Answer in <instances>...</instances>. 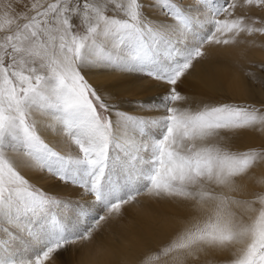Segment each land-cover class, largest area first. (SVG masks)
<instances>
[{
	"label": "snow or ice",
	"instance_id": "1",
	"mask_svg": "<svg viewBox=\"0 0 264 264\" xmlns=\"http://www.w3.org/2000/svg\"><path fill=\"white\" fill-rule=\"evenodd\" d=\"M258 36L264 0H0V264H65L142 197L182 214L132 264H264V100L179 90L243 46V86L264 92ZM242 134L261 142L233 148Z\"/></svg>",
	"mask_w": 264,
	"mask_h": 264
},
{
	"label": "bare ground",
	"instance_id": "2",
	"mask_svg": "<svg viewBox=\"0 0 264 264\" xmlns=\"http://www.w3.org/2000/svg\"><path fill=\"white\" fill-rule=\"evenodd\" d=\"M256 46L248 48L246 52V58L256 61H264V37H256ZM241 50L232 54L233 59L226 55L225 57H215L211 60L202 61L197 63L189 79L195 83L196 92L198 94H204L209 88L213 87L215 81L210 78L211 73H213L217 82H224L228 87H233L236 89L238 95H245L247 92L241 87L242 81L240 78L232 77L233 71H237L234 66L238 61L241 60L240 53ZM234 74V73H233ZM239 75L240 74H234ZM229 79L237 80L236 84L229 83ZM144 87H148V82H142ZM155 91V89H153ZM152 90V91H153ZM139 89H134L129 92L128 95H137ZM152 91H146L143 94L145 97L151 96ZM132 93V94H131ZM198 99V98H197ZM31 179V177H29ZM38 181L33 179V183H38ZM56 193L70 195V197H75V194L69 189L55 188ZM143 202V207L141 209L132 208V214L126 216L127 220L121 221L119 224L112 226L107 229L102 237H98L93 244L80 249L78 253L81 256L78 260L87 262V264H122L127 261V264H132L136 256L142 251L138 241L143 240L147 244L157 243L159 240L167 238L170 232H166L169 226H163V222L168 218L172 217L170 215H164L160 222V217L163 214L158 215L154 210H161L162 205L165 202H152L145 198H141ZM161 207V208H160ZM153 235V236H152ZM152 236V237H146ZM116 238H119V243H116ZM105 249V251H101ZM47 264V262H46Z\"/></svg>",
	"mask_w": 264,
	"mask_h": 264
},
{
	"label": "rangeland",
	"instance_id": "3",
	"mask_svg": "<svg viewBox=\"0 0 264 264\" xmlns=\"http://www.w3.org/2000/svg\"><path fill=\"white\" fill-rule=\"evenodd\" d=\"M240 50H241V47L220 50V55L217 57H225L226 55H229L233 59L232 54ZM233 73L240 74V76L234 75ZM233 73H232V77L234 76L237 79L240 78V81L243 80V77L238 70L235 72L233 71ZM212 76H213V80L215 81V84L213 85V87L209 88L204 94H198L196 92V87H195L196 84L193 83L191 79H189V77L184 81V83H182L179 86V90L182 92V94L189 97L190 106L192 108H195L199 101H204L206 103L233 102V103H240V104L249 103V104L258 105L262 100H264V92H261L259 88L249 91V90H246L245 87L243 86V83L240 82L242 84L241 87L245 89L247 93L245 95H238L236 93V89H234L233 87H228L223 81L222 82L220 81L218 83L213 73H211L210 75L211 79H212ZM236 81L237 80L229 79V83L236 84ZM154 92L155 91L153 90L150 94H153ZM143 94H146V93H143ZM136 98H139V97L133 94L132 96L127 95V99H136ZM260 142L261 140L257 137H253L250 134H242L241 136L233 139V141L231 142V146L233 148L243 149L248 146L258 145ZM36 184L42 187L45 191L56 192V189L51 187V184H52L51 181L43 180V181H38V183ZM57 194L65 196V197H70V195H66V194H60V193H57ZM131 209L132 208L128 210L127 215L132 214ZM154 211L158 215L163 213L160 217L159 224H162L161 219L164 215L172 214L171 216L173 217V216L182 214V210L176 208L173 204L168 203V202H165V205H162L161 210L155 209ZM125 220H127V218H125L124 221ZM170 230L172 231L171 227L168 228L166 232H170ZM152 236H146V237H152ZM80 256H81V253H78V251L75 248L70 247L69 251L65 252L63 256L61 257V259L65 262V264H87V262L78 260ZM208 259L212 261V264H216L219 258L208 257Z\"/></svg>",
	"mask_w": 264,
	"mask_h": 264
}]
</instances>
